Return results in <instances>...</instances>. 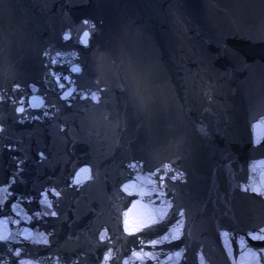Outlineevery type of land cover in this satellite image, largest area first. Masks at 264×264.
<instances>
[{"label": "water", "instance_id": "water-1", "mask_svg": "<svg viewBox=\"0 0 264 264\" xmlns=\"http://www.w3.org/2000/svg\"><path fill=\"white\" fill-rule=\"evenodd\" d=\"M256 188L264 0H0L7 264H264Z\"/></svg>", "mask_w": 264, "mask_h": 264}, {"label": "snow or ice", "instance_id": "snow-or-ice-1", "mask_svg": "<svg viewBox=\"0 0 264 264\" xmlns=\"http://www.w3.org/2000/svg\"><path fill=\"white\" fill-rule=\"evenodd\" d=\"M83 23H84V25L89 26V28H91V29L94 30V26L90 25L88 20H85ZM89 35H90V31L88 29H86V30L83 31V35L80 37L81 42L84 43L85 45H87V43H88V37H89ZM64 39L65 40H68V39H70V36L68 34H65ZM52 63L55 64L56 61L53 60ZM71 71L72 72H79L80 71V68L78 66L77 67H73L71 69ZM56 79H57V82H59L61 80H67L69 78L68 77H63V76H57ZM59 87L61 89H63L65 87V84L59 83ZM70 95H71V92H65V98H67ZM84 98L85 99H89L90 98L91 100H94V101L98 100V97H97V95L95 93H92L90 97L85 96ZM17 111L23 113L25 111V109H24V107H20V108L17 109ZM130 167L136 168L137 166L135 164H133V165H130ZM167 169H168V166H165V172H166V174H167ZM81 171L82 172H87L88 170L87 169H82ZM157 171L159 172L161 170L158 169ZM77 175H79V174H77ZM153 175H156V173H153ZM171 178L172 179H177L178 177L172 176ZM160 180H161V182H163L164 176H161L160 177ZM79 182H80L79 180L76 181V183H79ZM127 187L128 186H125V191H127ZM253 191H256V192H258L260 194H264V192H261V190L259 188L253 189ZM57 195H58V193H57ZM45 202H47V201H45ZM52 215H55V213H52ZM125 223L127 224V221H125ZM260 232L261 233H264V229H261ZM176 238H178V237H173V239H176ZM0 239H7V238L4 237V238H0ZM100 239L101 240H104L105 239V234L104 233L101 234ZM251 239L264 241V234L251 236ZM153 243L155 244L156 242H153ZM261 251L264 252V249H262ZM179 255H180V253H177V256H179ZM252 255H256V254L255 253H252ZM107 259H108V257L106 256L105 257V260H107Z\"/></svg>", "mask_w": 264, "mask_h": 264}]
</instances>
